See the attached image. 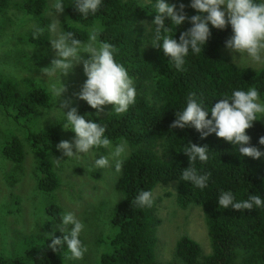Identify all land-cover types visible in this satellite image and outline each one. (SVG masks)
<instances>
[{"label": "trees", "instance_id": "16d2710c", "mask_svg": "<svg viewBox=\"0 0 264 264\" xmlns=\"http://www.w3.org/2000/svg\"><path fill=\"white\" fill-rule=\"evenodd\" d=\"M149 1L150 4L140 5L137 0H102L95 14L83 17L75 9L74 0H64L61 31L73 32L86 44L90 29H96L98 41L109 42L118 49L115 59L125 66L137 92L135 103L122 114L107 112L97 116L96 110L87 102L77 107L79 114L86 115V119L106 125L105 135L114 145L125 141L129 148L115 185L122 198L111 217L113 232L103 242L107 249L100 256L99 264H159L155 249L162 221L156 204L154 202L150 208L139 207L132 201L141 190L154 193L159 185L170 182L177 183V197L182 208L196 205L203 209L212 248V252L204 256L197 241L182 237L175 247V257L180 264H264V208L236 211L220 208L218 204L221 191H231L236 202L257 194L264 199V156L259 160L243 157L238 145H232L215 134L202 138L193 127L171 128L176 112L186 107L191 93H195L197 100L202 101L208 110L217 100L230 96L233 90L246 91L252 87L258 90L260 100L264 102V67L253 69L231 63L223 54L225 42L232 35L231 26L217 30L209 25L212 35L206 48L201 46L199 54L190 51L183 70H178L162 48L152 46L156 0ZM166 2L175 4L177 9L183 3L189 17L197 14L190 7L191 0ZM47 4V0H22L13 4L25 16H35L32 18L37 19V26L44 29L36 39H33L34 30L27 37V42L36 46L33 50L39 48L42 53L36 57L40 67L49 66L52 61L51 22L45 17ZM1 5L0 14H3L8 9V0H2ZM166 26H171V22L166 20ZM190 27L191 24L186 23L168 35L178 41L180 34ZM14 50L20 52L17 48ZM23 53L26 52L23 50ZM53 105V95L43 84L9 75L0 76V109L7 116L30 123ZM65 123L63 116L56 123L53 121L52 126L29 133L34 152L42 147L45 150L43 159L37 162L36 183L46 194L54 193L62 184L51 156L47 158V154L61 153L57 151V145L62 140L60 131ZM247 134L251 137L250 146L264 152V146L259 144V138L264 136V124L256 122ZM188 143L207 146L210 150L206 163L198 159L195 163L198 172L210 173L203 190L179 178L181 171L190 167L189 157L182 152ZM93 150L102 151L103 148ZM1 154L17 169L22 167L20 164L25 153L21 141L5 142ZM46 210V233L41 237L39 248L27 253L25 259L0 256V264H27V260L33 264H63L67 245L64 244L58 252H53L47 245L54 235L62 239L70 230L62 227L64 212L59 204L50 201ZM61 228L64 234L59 231Z\"/></svg>", "mask_w": 264, "mask_h": 264}, {"label": "clouds", "instance_id": "9594fccd", "mask_svg": "<svg viewBox=\"0 0 264 264\" xmlns=\"http://www.w3.org/2000/svg\"><path fill=\"white\" fill-rule=\"evenodd\" d=\"M74 4L75 9L83 17H87L90 13L95 14L99 10L102 0H74ZM51 7L57 14H62L64 0H55ZM190 7L197 13L191 17L186 14L183 3H180L178 9L175 4H169L166 0H156L155 3L156 16L153 22L155 31L152 46L157 49L162 48L164 55L178 70H183L185 58L190 51L199 54L202 51L201 46L206 48L212 35L209 25L217 30H225L229 25L231 26L232 35L225 42V46L233 54L234 64L244 56L255 63L264 62V0H191ZM166 20L171 22V26H166ZM186 23H190L191 27L180 34L178 41L168 35L174 28ZM49 29L57 34L50 41L56 58L52 59L49 66L41 68L40 72L50 82V93L58 98L60 106L57 110L62 111L66 118L62 128L75 133L71 141L61 140L57 145V151L69 160L80 159L94 148H104L108 154L95 158L93 167L106 169L114 162L115 171L119 173L127 151L126 142L121 141L113 145L112 140L105 135L106 125L86 119V115L79 114L78 108L71 106L72 100L62 99L67 92L62 77H67L75 67L83 65L87 79L75 96L95 109L97 116L104 113L108 105L113 106L112 112L116 114L126 112L136 100L134 81L125 66L116 61L115 54L118 49L109 42L98 41L96 29L90 31L86 44L76 38L71 31L58 32L57 21H53ZM43 32V28L36 27L33 39L38 38ZM160 41L162 44L159 43ZM82 54H88L89 58L85 59ZM5 68L8 70L7 66ZM12 71L15 75V71ZM57 74L60 76L59 85L51 82ZM40 78L42 77L37 79ZM65 109L69 110L65 112ZM259 121H264V102H261L258 90L252 87L246 91L233 90L230 96L226 95L217 100L210 110L204 107L202 101L197 100L195 93H191L187 97L186 107L176 112V120L171 128L193 127L201 133L202 138L215 134L232 145H238L241 156L259 160L264 156V152L255 146H250L251 137L247 134V131ZM259 144L264 146V136L259 138ZM209 151L207 146H198L195 143H188L184 147L182 152L189 157L190 167L181 171L179 176L181 181L190 182L193 187L201 190L207 187L210 173L201 174L195 163L197 159L206 163L209 160ZM62 157L52 158V162L59 165L64 162ZM153 203L154 193L150 190H141L132 201V204L148 208L152 207ZM218 204L223 209L250 211L254 208H264V199L257 194L236 202L231 191H221ZM62 223L64 226L71 225V230L64 234V229L61 228L59 231L64 234L63 238L54 235L47 247L53 252H58L66 244L68 251L65 255L70 254L69 258L72 259L83 258L88 251L80 239L85 225L73 212L64 213Z\"/></svg>", "mask_w": 264, "mask_h": 264}, {"label": "rangeland", "instance_id": "374dc122", "mask_svg": "<svg viewBox=\"0 0 264 264\" xmlns=\"http://www.w3.org/2000/svg\"><path fill=\"white\" fill-rule=\"evenodd\" d=\"M22 0H8V8L0 14V76L9 75L19 80L35 81L49 88V81L40 72V61L36 59L42 56L39 48L33 50L34 43L27 42L31 30H35L37 19L35 16H25L18 11L13 4ZM140 5L150 4L149 0H137ZM55 0H47L45 17L51 22L57 21L58 32H61L60 22L63 13L57 14L51 7ZM2 0H0V6ZM5 8V9H6ZM91 31V29H90ZM50 31V41L56 37ZM51 44V42H50ZM17 48L20 52L15 51ZM23 50L26 53H23ZM33 50V51H32ZM223 54L233 63V54L224 48ZM87 59L88 54H82ZM239 59V54H236ZM51 58H56V53L51 47ZM234 64V63H233ZM239 67L259 69L264 67V62L255 63L247 56L238 60L235 64ZM7 66V69L5 68ZM15 75H13V71ZM42 77L40 79H37ZM87 77L83 71V65L75 67L62 81L67 92L62 99L72 100V107H79L85 101L76 98ZM60 83L57 74L51 81ZM25 84V83H23ZM261 102H263L261 100ZM53 108L44 111L30 123L15 120L0 109V256L5 258L25 259L27 253L39 248L41 237L46 233V222L48 213L46 207L50 201L56 202L63 212H73L80 219L85 228L80 237L84 240L88 251L81 259L69 258L70 254L64 256L63 264H99L100 256L107 249L106 242L112 234L111 217L117 204L122 198L116 191L115 185L121 174L115 171L114 162L106 169L93 167L95 158L99 155H107L102 151L92 150L80 159L59 155L47 154V158H61L64 162L56 165L54 169L61 181V187L54 193L46 194L38 189L36 175L39 169L38 159H43L44 147L34 152V147L29 140V133L42 131L56 123L63 117L59 108L58 98L53 96ZM58 103V104H57ZM57 105V107H56ZM69 109H65L67 112ZM114 111L113 106L105 107L103 114ZM264 124V121H261ZM62 140L71 141L74 134L63 128ZM19 140L23 144L25 158L20 169L10 164L1 154L3 144L8 141ZM114 145V144H113ZM126 157L129 152L128 145ZM75 152V149H73ZM22 170V171H20ZM7 177V178H6ZM8 179V180H7ZM154 202L157 214L162 223L157 231L158 243L155 249L156 260L159 264H180L175 257L177 241L182 237H189L197 241L203 251V255L212 252L208 227L203 209L200 206L181 207L177 197V183L170 182L159 185L154 190ZM62 227L71 230V225ZM27 264H33L27 260Z\"/></svg>", "mask_w": 264, "mask_h": 264}]
</instances>
